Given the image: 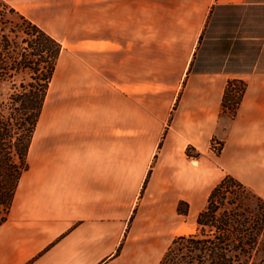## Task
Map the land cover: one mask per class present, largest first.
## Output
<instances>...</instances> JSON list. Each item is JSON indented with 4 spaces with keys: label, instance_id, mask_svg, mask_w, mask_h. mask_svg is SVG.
<instances>
[{
    "label": "crops",
    "instance_id": "1",
    "mask_svg": "<svg viewBox=\"0 0 264 264\" xmlns=\"http://www.w3.org/2000/svg\"><path fill=\"white\" fill-rule=\"evenodd\" d=\"M3 1L62 53L0 225V264H153L204 209L215 169L264 200V34L244 43L257 46L251 71L189 72L213 7L245 18L264 0ZM231 79L247 84L233 118L221 115Z\"/></svg>",
    "mask_w": 264,
    "mask_h": 264
},
{
    "label": "trees",
    "instance_id": "2",
    "mask_svg": "<svg viewBox=\"0 0 264 264\" xmlns=\"http://www.w3.org/2000/svg\"><path fill=\"white\" fill-rule=\"evenodd\" d=\"M238 10L243 9L213 7L197 51L206 38L233 51L259 35L246 16L234 13ZM210 29L213 37H207ZM61 53L56 39L0 0V225L7 220L21 175L29 169V149ZM195 62L196 53L189 72H208L194 71ZM246 88L242 80H228L222 116H235ZM185 154L201 157L192 147ZM182 204L177 212L187 216L188 205L183 210ZM196 225L197 234L176 238L158 264H264V200L234 177L226 175L210 191Z\"/></svg>",
    "mask_w": 264,
    "mask_h": 264
},
{
    "label": "rangeland",
    "instance_id": "3",
    "mask_svg": "<svg viewBox=\"0 0 264 264\" xmlns=\"http://www.w3.org/2000/svg\"><path fill=\"white\" fill-rule=\"evenodd\" d=\"M241 11L242 10L240 11L238 10V11H235L234 13H236V15L240 14L241 16H243V12ZM244 13H248V12H244ZM248 15H252V16H248ZM244 16L247 17V20L250 21V23L253 26L254 24H253L252 18L255 17L256 31H258L259 34H264V12H262V14L248 13V14H245ZM207 37H213V35L211 34V29L208 31ZM202 45L203 46H202L201 51L200 52L197 51L198 58L194 65V71H200V70L208 71V72L222 71V70L249 71L251 70L253 62L255 61L257 46L253 44L247 45L243 43V45L240 44L239 46H236L235 50L232 51L229 57L226 56L228 51L225 48H223V46L218 45L217 42H212L211 40L206 38ZM221 146L222 144L220 142L212 141L211 143L212 152L215 149L213 153L215 155L218 154L221 150ZM215 170H216V176L221 177V178L218 181L214 182V186L217 184V182H219L221 179L225 177V176L222 177V173L220 169H215ZM215 180H216V177H215ZM214 186L209 189L208 194L214 188ZM184 205H187V204H184V203L182 204L181 209L183 210L185 209ZM196 218L191 219L188 217L186 219H183L181 225L177 226L172 232L169 233V235L164 239L163 246L157 252L153 264L159 263L164 252L167 250V248L171 245V243L176 238L181 237V236H189V235L197 234L198 228L196 225Z\"/></svg>",
    "mask_w": 264,
    "mask_h": 264
},
{
    "label": "bare ground",
    "instance_id": "4",
    "mask_svg": "<svg viewBox=\"0 0 264 264\" xmlns=\"http://www.w3.org/2000/svg\"><path fill=\"white\" fill-rule=\"evenodd\" d=\"M49 102H50V101H49ZM44 110H45V109H44ZM45 119H46V113L44 112V113L42 114V116H41V120H40V123H39V130L37 131V135L40 134V129H41V127L45 125V124L43 125Z\"/></svg>",
    "mask_w": 264,
    "mask_h": 264
}]
</instances>
